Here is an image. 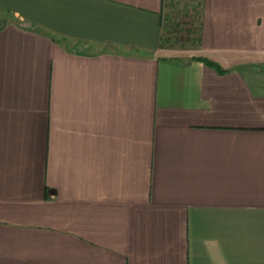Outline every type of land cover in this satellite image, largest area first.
Segmentation results:
<instances>
[{
	"label": "crops",
	"instance_id": "1",
	"mask_svg": "<svg viewBox=\"0 0 264 264\" xmlns=\"http://www.w3.org/2000/svg\"><path fill=\"white\" fill-rule=\"evenodd\" d=\"M0 0V264H264V0Z\"/></svg>",
	"mask_w": 264,
	"mask_h": 264
},
{
	"label": "rangeland",
	"instance_id": "2",
	"mask_svg": "<svg viewBox=\"0 0 264 264\" xmlns=\"http://www.w3.org/2000/svg\"><path fill=\"white\" fill-rule=\"evenodd\" d=\"M201 0H166L162 12L163 43L177 51H194L198 45ZM6 15L0 13V26Z\"/></svg>",
	"mask_w": 264,
	"mask_h": 264
},
{
	"label": "trees",
	"instance_id": "3",
	"mask_svg": "<svg viewBox=\"0 0 264 264\" xmlns=\"http://www.w3.org/2000/svg\"><path fill=\"white\" fill-rule=\"evenodd\" d=\"M200 18H199V22H198V31H197V36H198V38H197V40H198V45L200 44V42H201V18H202V14L200 13V16H199ZM4 24V23H3ZM2 24V25H3ZM1 25V26H2ZM0 26V27H1Z\"/></svg>",
	"mask_w": 264,
	"mask_h": 264
}]
</instances>
